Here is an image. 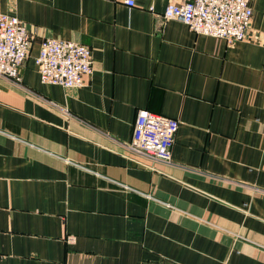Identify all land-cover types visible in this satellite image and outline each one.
I'll return each instance as SVG.
<instances>
[{
  "label": "crops",
  "instance_id": "obj_1",
  "mask_svg": "<svg viewBox=\"0 0 264 264\" xmlns=\"http://www.w3.org/2000/svg\"><path fill=\"white\" fill-rule=\"evenodd\" d=\"M183 0H0L32 32L0 75V264H264V0L229 44L164 19ZM91 48L81 87L40 80L45 38ZM141 111L172 159L132 153Z\"/></svg>",
  "mask_w": 264,
  "mask_h": 264
},
{
  "label": "built area",
  "instance_id": "obj_2",
  "mask_svg": "<svg viewBox=\"0 0 264 264\" xmlns=\"http://www.w3.org/2000/svg\"><path fill=\"white\" fill-rule=\"evenodd\" d=\"M134 7L137 0H125ZM252 0H183L169 3L164 19L181 18L191 31L224 39L229 44L251 35ZM33 47L32 32L17 17L0 12V75L19 80ZM40 80L63 87H81L94 72L91 48L76 41L48 37L36 56ZM179 122L150 111H141L128 143L136 155L170 160Z\"/></svg>",
  "mask_w": 264,
  "mask_h": 264
},
{
  "label": "rangeland",
  "instance_id": "obj_3",
  "mask_svg": "<svg viewBox=\"0 0 264 264\" xmlns=\"http://www.w3.org/2000/svg\"><path fill=\"white\" fill-rule=\"evenodd\" d=\"M179 19H181V18H179ZM189 27V26H188ZM190 29V28H189ZM191 30V29H190ZM175 144V143H174ZM174 146V145H173ZM173 149V148H172ZM155 159H159V158H155ZM172 159V158H171ZM170 159V160H171ZM161 160H164V159H161ZM170 160H165V161H170Z\"/></svg>",
  "mask_w": 264,
  "mask_h": 264
}]
</instances>
